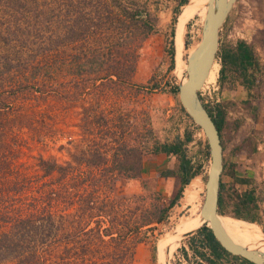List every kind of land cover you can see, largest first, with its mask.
Here are the masks:
<instances>
[{"label": "trees", "instance_id": "trees-1", "mask_svg": "<svg viewBox=\"0 0 264 264\" xmlns=\"http://www.w3.org/2000/svg\"><path fill=\"white\" fill-rule=\"evenodd\" d=\"M47 1L49 8L42 14L41 0H0V5L16 13L24 9L29 11L25 8L26 3L33 4L34 10H38L32 23L25 17L16 18L17 24H12L10 15L0 13V264H131L134 244L148 239L147 231L152 229V224L166 219L169 207L198 174V169H193L183 151V141L162 142L149 147L145 139L134 144L124 134L111 132L110 137L117 145L110 148H114L110 153L109 148L105 150L95 142L96 136L90 139L87 135L93 134L94 122L109 129L105 126L104 114L97 107L96 113L85 111L80 118L85 132L81 141L86 142L85 146L69 138L66 141L68 159L59 161L55 157L39 155L34 164L37 173L20 175L22 171L12 167L11 144L17 146L18 143L14 136L8 137L14 129L21 132L23 128L31 129L34 124L45 121L34 116L27 121L28 113L20 108L13 110L10 103L35 92H40V96L33 99L71 102L88 95L90 87L110 84L116 89L134 85L140 49L154 30L150 8L143 0L130 2L133 8L113 6L114 0ZM192 1L180 0V6L185 4V7ZM58 8L63 12L51 14L49 11ZM61 24L65 27L63 32L53 30ZM27 25L35 29L29 33L37 41L35 46H24L29 40L24 28ZM171 35L174 38V28ZM168 54L174 63V40L170 42ZM217 57L220 60L219 81L229 79L231 87L241 85L245 88L248 103L263 76L260 59L253 47L239 39L234 45L221 46ZM177 89L175 86L174 91ZM99 103L98 99L97 106ZM205 107L222 142L226 124L224 109L217 105L212 112ZM36 128L40 126L33 129ZM149 128L150 125L143 130ZM98 132L104 131L98 129ZM148 152L172 154L179 159L180 185L167 206L155 208L146 202L138 205L137 196L113 195L120 176L135 178L141 174ZM236 181L249 184L244 177L236 178ZM224 187L221 181L220 213H226ZM259 210L255 191L248 189L236 202L233 216L261 224ZM177 229L176 226L174 231ZM196 234L198 236L190 238V247L198 251L194 247L198 241L205 251L197 253L207 264H237V260H240L239 264H254L225 250L205 223ZM154 250L155 246H152V258ZM183 251L186 255V250ZM158 259L162 262L159 256Z\"/></svg>", "mask_w": 264, "mask_h": 264}, {"label": "rangeland", "instance_id": "rangeland-1", "mask_svg": "<svg viewBox=\"0 0 264 264\" xmlns=\"http://www.w3.org/2000/svg\"><path fill=\"white\" fill-rule=\"evenodd\" d=\"M132 1L114 0L112 4L133 8V4H130ZM143 1L149 5L154 30L146 37L140 49L133 76L135 84L129 87L118 86L116 89L110 84L101 88L90 87L88 95L84 98L77 97L71 102L53 98L33 99L36 95L40 96V92L11 101L10 106L13 110L20 108L28 113L27 121L31 116L45 121L43 124H34L35 127L40 126V128L33 129L32 126L31 129L23 128L21 132L14 129L9 135L8 138L14 136L18 143L17 146L11 144L14 154L12 167L22 171L20 174L14 169V172L20 175H33L37 173L34 164L39 155L55 157L59 161L68 159L66 141L72 138L85 146L86 142L81 141L85 132L80 118L85 111L96 113L97 107L104 114L105 126L109 129L104 126L99 127V124L94 122L93 134L87 135L90 139L96 136L95 142L104 146L105 150L109 148L110 153L117 145V142L110 137L111 132L124 134L125 138L134 144L145 139L149 147L162 142L183 141L184 153L191 160L193 169H198V174L194 177V182L198 184L195 202L188 205L183 197L187 184L181 197L169 207L166 219L152 224V229L147 231V240L134 244L131 264H199L201 262L207 264L197 253L205 251L200 243L196 241L194 244L198 250L196 252L189 243L192 236H198L196 232L204 222L197 224L188 235H183L179 243L169 246L167 253L170 257L165 263L159 261L157 255L158 241L168 233H172L176 226L180 228L196 214L198 208L200 211L205 196V182L210 162L207 141L202 129L196 126L182 110L178 89L177 92L174 89L181 82V77L185 78L186 59L200 40L207 10L192 16L184 24V45L178 49L175 45L176 35L173 38L171 30L174 28L176 32L178 17L185 4L180 6V0ZM46 3L47 0H41L42 14H45L43 12L48 7ZM26 7L30 10L24 9L21 13H16L0 5V13L10 15L12 24H17L16 18L25 17H29L32 23L34 22L32 18L37 15L38 10H34V5L30 3H26ZM49 11L51 14L63 12L59 8ZM24 28L29 36V40L24 41L27 43L24 46L37 45L35 37L29 35L35 29L30 25ZM64 29V25L61 24L53 30L63 32ZM50 33L51 30L47 31V34ZM239 39L245 40L253 47L263 69V76L260 77L257 87L253 89L254 102L246 103L241 98V96L248 98V92L241 85L231 87L229 79L223 80L222 83L219 81L220 60L217 56L199 95L212 112H215L217 105L222 106L225 112L226 124L222 131L224 168L221 181L225 185L222 194L226 213L219 212V214L227 225L240 233L262 235L261 231L264 234V0L234 1L220 28L219 48L234 45ZM172 40L175 48L174 63L168 54ZM20 46L16 45V47ZM97 98L100 100L99 106H97ZM99 123L103 124L101 121ZM148 125H150L149 130H143ZM98 129L104 132L100 134ZM102 134H105L103 138L100 137ZM111 147L114 148L110 149ZM178 167L179 159L176 155L148 152L144 158L141 174L135 178L120 176L114 186L113 195L137 196L138 205L146 202L155 208L167 206L180 185ZM165 172L169 175H161ZM241 177L247 178L249 184H240L236 181V178ZM248 189H253L257 196L261 224L233 216L236 202ZM152 246H155L153 258ZM183 250H186V255ZM236 263L239 264L240 260ZM223 264L230 263L223 262Z\"/></svg>", "mask_w": 264, "mask_h": 264}, {"label": "water", "instance_id": "water-1", "mask_svg": "<svg viewBox=\"0 0 264 264\" xmlns=\"http://www.w3.org/2000/svg\"><path fill=\"white\" fill-rule=\"evenodd\" d=\"M235 0H209L200 40L186 59V80L178 84V97L182 108L194 124L202 129L210 155L205 182V196L200 216L216 240L230 254L242 256L254 264H264V253L236 243L219 219L218 201L223 171V147L220 134L202 102L199 91L216 59L219 50V32ZM188 232L185 235H188Z\"/></svg>", "mask_w": 264, "mask_h": 264}, {"label": "bare ground", "instance_id": "bare-ground-1", "mask_svg": "<svg viewBox=\"0 0 264 264\" xmlns=\"http://www.w3.org/2000/svg\"><path fill=\"white\" fill-rule=\"evenodd\" d=\"M209 0H194L190 4L184 7L180 16L178 17V22L176 26L175 32V45L178 49H181L184 45L183 40V31L184 24L194 15H197L204 7L208 6ZM186 68V64H185ZM186 76L181 77V81H185ZM194 178L188 183V187L186 186L184 190V199L188 205H192L195 202V194L197 192V182H194ZM200 184V183H199ZM184 203V202H183ZM185 205V204H183ZM219 219L229 234V236L238 244L246 246L250 249H258L264 253V234L261 231L262 235H253V234H243L237 231L236 229L227 225L219 216ZM200 222H204L200 216L199 211L191 217L188 221H186L180 228L173 231L172 233H168L165 237L161 238L157 243V255L160 257L163 263L168 259L166 254V249L172 245L179 243V240L183 235L190 232L197 224Z\"/></svg>", "mask_w": 264, "mask_h": 264}, {"label": "crops", "instance_id": "crops-1", "mask_svg": "<svg viewBox=\"0 0 264 264\" xmlns=\"http://www.w3.org/2000/svg\"><path fill=\"white\" fill-rule=\"evenodd\" d=\"M207 10V9H206ZM194 49V48H193ZM190 53V52H189ZM238 87V86H237ZM238 90V89H237ZM247 96H241V98L242 99H244V100H247L248 98H246ZM252 102H254V99H251L248 103H252Z\"/></svg>", "mask_w": 264, "mask_h": 264}]
</instances>
